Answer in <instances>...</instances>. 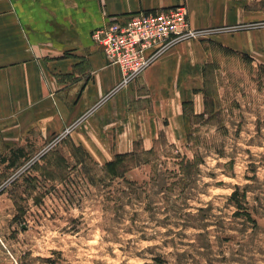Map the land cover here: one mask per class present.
Masks as SVG:
<instances>
[{
	"label": "rangeland",
	"instance_id": "obj_1",
	"mask_svg": "<svg viewBox=\"0 0 264 264\" xmlns=\"http://www.w3.org/2000/svg\"><path fill=\"white\" fill-rule=\"evenodd\" d=\"M232 4L245 19L226 30L264 33V0ZM219 31L197 38L209 49L211 114L157 137L153 154L137 143L149 162L123 178L105 176L68 133L26 140L12 168L0 151V264H264V61L209 38ZM183 157L198 159L187 176Z\"/></svg>",
	"mask_w": 264,
	"mask_h": 264
},
{
	"label": "crops",
	"instance_id": "obj_2",
	"mask_svg": "<svg viewBox=\"0 0 264 264\" xmlns=\"http://www.w3.org/2000/svg\"><path fill=\"white\" fill-rule=\"evenodd\" d=\"M177 5L186 7L192 28L220 29L209 38L233 51L262 52L264 61L263 31L226 30L245 19L232 0H0V151L70 128L67 137L104 164L135 143L149 149L179 131L188 118L184 101L194 113L204 107L203 40L178 42L116 88L120 70L91 38L114 19Z\"/></svg>",
	"mask_w": 264,
	"mask_h": 264
},
{
	"label": "built area",
	"instance_id": "obj_3",
	"mask_svg": "<svg viewBox=\"0 0 264 264\" xmlns=\"http://www.w3.org/2000/svg\"><path fill=\"white\" fill-rule=\"evenodd\" d=\"M189 24L184 5L142 10L114 19L92 30L91 38L110 64L118 66L116 88L134 81L146 68L178 42L197 39L202 33ZM69 132V128L58 137Z\"/></svg>",
	"mask_w": 264,
	"mask_h": 264
},
{
	"label": "trees",
	"instance_id": "obj_4",
	"mask_svg": "<svg viewBox=\"0 0 264 264\" xmlns=\"http://www.w3.org/2000/svg\"><path fill=\"white\" fill-rule=\"evenodd\" d=\"M205 46V50L209 52L208 47ZM210 62H207L203 68V106L204 110L200 113H194L191 107V102L189 101H184L182 103L183 106V113L187 115L190 118L191 123L193 122V119H204V117L212 112L210 110V103L211 101H208V96H209V90L207 87V84L210 81ZM216 93L213 91V96ZM210 118V117H209ZM190 134V133H189ZM137 143H135V147L132 151L129 152H124L120 154H116L113 159L105 162L101 166V170L104 173L105 176H109L110 178H116L120 177L123 178L125 176V173L132 167H135L141 163H148L149 160L143 159V162H141V157L140 154L137 153L136 150ZM73 148L79 150H83V153L86 155L87 158H89L88 154L85 152L82 146L79 145V147L75 146L73 143ZM154 153V148L151 147L149 149H144L141 150V154H153ZM75 156L77 155L76 153H73ZM25 157V152H24V147L23 146H17L15 148H10L9 149V155L8 157L4 156L1 158L2 163H7L6 167L7 168H12L16 161L19 158H24ZM84 159V158H83ZM198 159H188L186 157H183L180 159V161L177 163L180 168V172L183 175L186 174H191L192 172H195L196 168L198 167ZM82 162V160H80ZM187 176V175H186ZM238 189L239 187H236L235 191L232 192V194L229 196L230 199L236 198L238 195ZM236 208L238 210H241V212L246 216L248 223H251L252 226H254V222L250 212L246 207H242L239 201H236ZM199 211H204V209H198ZM205 225H202L201 223L198 225H195L197 228H202ZM50 261V259H47Z\"/></svg>",
	"mask_w": 264,
	"mask_h": 264
}]
</instances>
